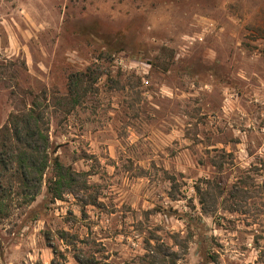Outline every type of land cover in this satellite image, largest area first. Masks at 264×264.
<instances>
[{
  "label": "rangeland",
  "instance_id": "374dc122",
  "mask_svg": "<svg viewBox=\"0 0 264 264\" xmlns=\"http://www.w3.org/2000/svg\"><path fill=\"white\" fill-rule=\"evenodd\" d=\"M31 106L72 179L4 197L0 264H264V0H0Z\"/></svg>",
  "mask_w": 264,
  "mask_h": 264
},
{
  "label": "trees",
  "instance_id": "16d2710c",
  "mask_svg": "<svg viewBox=\"0 0 264 264\" xmlns=\"http://www.w3.org/2000/svg\"><path fill=\"white\" fill-rule=\"evenodd\" d=\"M46 129L43 116L33 106L10 114L0 129V211L4 197L15 188L26 202L33 201L51 162L56 171L46 182V195L50 201L60 199L71 181V172L48 155ZM208 257L214 262L213 256Z\"/></svg>",
  "mask_w": 264,
  "mask_h": 264
}]
</instances>
